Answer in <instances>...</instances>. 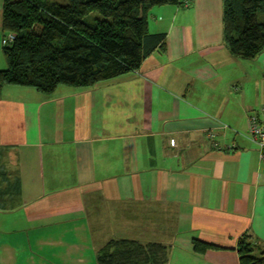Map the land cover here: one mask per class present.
Masks as SVG:
<instances>
[{"label":"crops","instance_id":"obj_1","mask_svg":"<svg viewBox=\"0 0 264 264\" xmlns=\"http://www.w3.org/2000/svg\"><path fill=\"white\" fill-rule=\"evenodd\" d=\"M222 5L152 7L164 46L136 71L0 88V264H98L112 239L159 243L166 264H240L245 236L260 257L264 162L247 122L264 109V50L230 53Z\"/></svg>","mask_w":264,"mask_h":264},{"label":"trees","instance_id":"obj_2","mask_svg":"<svg viewBox=\"0 0 264 264\" xmlns=\"http://www.w3.org/2000/svg\"><path fill=\"white\" fill-rule=\"evenodd\" d=\"M179 0H3L2 45L6 68L0 88L30 87L51 94L59 86L90 87L139 69L165 33H150L148 11ZM223 39L230 53L252 59L264 50V0H222ZM93 14H95L93 16ZM89 21L87 17L90 18ZM205 245L194 241V249ZM244 236L240 264H264ZM159 243L112 239L98 253V264H166Z\"/></svg>","mask_w":264,"mask_h":264},{"label":"built area","instance_id":"obj_3","mask_svg":"<svg viewBox=\"0 0 264 264\" xmlns=\"http://www.w3.org/2000/svg\"><path fill=\"white\" fill-rule=\"evenodd\" d=\"M14 39V34L8 33L2 37V45L9 44ZM247 133L253 143H255L259 149L260 159L264 162V109L261 116L250 115L247 122ZM208 139L214 140L215 133L208 131L206 134ZM170 145H175V139H170ZM213 146L219 148V144L214 140Z\"/></svg>","mask_w":264,"mask_h":264},{"label":"rangeland","instance_id":"obj_4","mask_svg":"<svg viewBox=\"0 0 264 264\" xmlns=\"http://www.w3.org/2000/svg\"><path fill=\"white\" fill-rule=\"evenodd\" d=\"M56 1H62V0H56ZM94 15H95V14H93V16H94ZM87 18H88V20L90 21L91 18H92V16H90V18H89V17H87ZM2 35H3V34H1V32H0V69H4V68H6V61H5V58H4V55H3V52H2V43H1ZM65 86H67V85H65Z\"/></svg>","mask_w":264,"mask_h":264}]
</instances>
